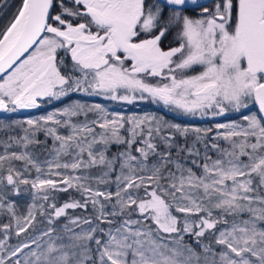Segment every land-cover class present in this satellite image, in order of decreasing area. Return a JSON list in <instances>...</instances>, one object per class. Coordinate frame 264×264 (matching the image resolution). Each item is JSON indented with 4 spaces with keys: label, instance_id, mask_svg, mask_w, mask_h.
Returning a JSON list of instances; mask_svg holds the SVG:
<instances>
[{
    "label": "snow or ice",
    "instance_id": "obj_1",
    "mask_svg": "<svg viewBox=\"0 0 264 264\" xmlns=\"http://www.w3.org/2000/svg\"><path fill=\"white\" fill-rule=\"evenodd\" d=\"M5 16L0 110L84 93L226 122L75 101L0 123L23 132L0 141V264H264V0H0Z\"/></svg>",
    "mask_w": 264,
    "mask_h": 264
},
{
    "label": "rangeland",
    "instance_id": "obj_2",
    "mask_svg": "<svg viewBox=\"0 0 264 264\" xmlns=\"http://www.w3.org/2000/svg\"><path fill=\"white\" fill-rule=\"evenodd\" d=\"M75 101H79L81 103H87V104L99 103L105 106L106 108H108L110 112H120L123 113L124 115H132V114L143 115L145 113H149L157 117H162L164 120L170 123L179 124L181 126H187V127L206 128V127H213L215 123L226 122L224 117L211 118V117L185 115L181 112L170 110L169 108L165 107L162 103L155 102V104H148L140 99H137L133 105H129L125 101H113L111 99H108L100 95L72 93L70 94V98L69 97H62L60 99H55V98L49 99L46 97L42 98L39 101V107L33 109H18L15 112H6L0 110V123L12 124L15 121L23 122L28 119H38L41 116L47 115L49 112L55 111L57 109H62L67 104ZM154 105H158L161 110L154 109ZM255 110H256L255 108L252 109V111ZM226 116L227 119L238 120L240 118L239 114L236 113H228L226 114ZM24 127H27V125L24 124ZM18 135H23L22 129L19 126H14L11 129H5L3 127H0V141H7L9 136H18ZM37 139L41 141V145L35 146L33 148V151L36 153H40L43 151V147H44L43 145V142L45 140L44 134L42 132L38 133ZM193 139L194 136L190 134L188 138L189 144L192 142ZM178 141L180 143H183L184 137H178ZM47 145L48 147H51L52 145L51 138L47 140ZM113 151H115V149H113ZM0 152H3L2 144H0ZM16 166L20 167L19 162H17ZM21 193L22 195L19 197V203L23 205L27 201L28 197H27V193L24 192L23 188L21 189ZM59 199L63 201L67 199V195L61 193L59 194ZM21 211H23V207H21ZM0 222H7L6 217L0 215ZM9 243H16V238L13 237L9 241Z\"/></svg>",
    "mask_w": 264,
    "mask_h": 264
},
{
    "label": "trees",
    "instance_id": "obj_3",
    "mask_svg": "<svg viewBox=\"0 0 264 264\" xmlns=\"http://www.w3.org/2000/svg\"><path fill=\"white\" fill-rule=\"evenodd\" d=\"M7 20H8V17H7V16H5V17H3V18H0V27H3V25H4L5 23H7ZM142 101H144V102H146V103H148V104H155V102L152 101L151 99H145V100H142ZM127 103H128V102H127ZM134 103H135V101L132 102V103H128V104H129V105H133ZM154 109H156V110H161L160 107H159L158 105H154Z\"/></svg>",
    "mask_w": 264,
    "mask_h": 264
},
{
    "label": "flooded vegetation",
    "instance_id": "obj_4",
    "mask_svg": "<svg viewBox=\"0 0 264 264\" xmlns=\"http://www.w3.org/2000/svg\"><path fill=\"white\" fill-rule=\"evenodd\" d=\"M169 40H171V36H169L165 41H164V44L167 45ZM42 99V98H41Z\"/></svg>",
    "mask_w": 264,
    "mask_h": 264
},
{
    "label": "water",
    "instance_id": "obj_5",
    "mask_svg": "<svg viewBox=\"0 0 264 264\" xmlns=\"http://www.w3.org/2000/svg\"><path fill=\"white\" fill-rule=\"evenodd\" d=\"M201 2H203V0H201Z\"/></svg>",
    "mask_w": 264,
    "mask_h": 264
}]
</instances>
